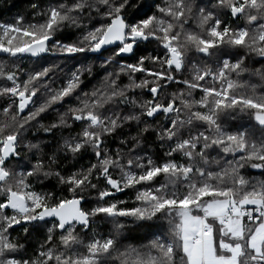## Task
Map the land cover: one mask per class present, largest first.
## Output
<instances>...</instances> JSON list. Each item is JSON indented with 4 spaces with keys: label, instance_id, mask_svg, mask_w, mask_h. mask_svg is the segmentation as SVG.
Returning <instances> with one entry per match:
<instances>
[{
    "label": "snow or ice",
    "instance_id": "obj_1",
    "mask_svg": "<svg viewBox=\"0 0 264 264\" xmlns=\"http://www.w3.org/2000/svg\"><path fill=\"white\" fill-rule=\"evenodd\" d=\"M0 264H264V0L0 22Z\"/></svg>",
    "mask_w": 264,
    "mask_h": 264
},
{
    "label": "trees",
    "instance_id": "obj_2",
    "mask_svg": "<svg viewBox=\"0 0 264 264\" xmlns=\"http://www.w3.org/2000/svg\"><path fill=\"white\" fill-rule=\"evenodd\" d=\"M31 2V0H0V22L2 21H10L13 17L17 15V13H24L28 10V5ZM152 45H149V48H151ZM83 163L86 165L88 163L87 160H84ZM248 172H250L256 179H261L262 177L259 175V170H252L249 169ZM49 189L51 190V187L55 184V181H49ZM133 193L131 190H125L124 192L119 193L116 198L120 200L126 201L127 207H131L133 205ZM97 226L103 228L104 230H107V225L101 224V222L97 221ZM146 234V230H139L136 232L130 233L131 237L133 239L129 240L128 243H136L138 241L140 242H146L143 241V237ZM13 235H16V233H13Z\"/></svg>",
    "mask_w": 264,
    "mask_h": 264
},
{
    "label": "water",
    "instance_id": "obj_3",
    "mask_svg": "<svg viewBox=\"0 0 264 264\" xmlns=\"http://www.w3.org/2000/svg\"><path fill=\"white\" fill-rule=\"evenodd\" d=\"M119 193L116 194V196L118 195Z\"/></svg>",
    "mask_w": 264,
    "mask_h": 264
}]
</instances>
